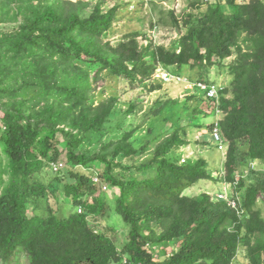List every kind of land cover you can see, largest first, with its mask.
Returning a JSON list of instances; mask_svg holds the SVG:
<instances>
[{
	"label": "trees",
	"instance_id": "trees-1",
	"mask_svg": "<svg viewBox=\"0 0 264 264\" xmlns=\"http://www.w3.org/2000/svg\"><path fill=\"white\" fill-rule=\"evenodd\" d=\"M226 2L230 13L217 5L183 24L171 14L173 26L187 33L167 49L141 47L137 33L116 44L106 41L117 8L97 4L87 14L88 0H0V24L10 22L11 12L20 23L10 32L0 29V264H10L18 251L30 264H234L242 255L241 264H264L263 181L247 185L240 177L243 219L207 193L185 194L213 178L206 160L180 159L189 130H200L165 117L178 111L180 101L160 98L149 111L121 101L126 115L164 117L169 134L155 126L147 135H158L146 142L122 130L127 119L112 123L118 97L92 103L105 72L125 89L153 93L163 88L155 79L160 66L197 70L206 84H217L210 76L216 68L226 78L217 107L228 146L225 180L233 183L245 165L264 162V0ZM142 156L146 160L136 165ZM62 159L59 172L50 169ZM152 170L149 178L139 176ZM49 171L51 180L44 177ZM94 177L119 196L107 199ZM61 194L75 211L60 216L61 207L50 205L61 203ZM115 214L129 232L122 246L97 229Z\"/></svg>",
	"mask_w": 264,
	"mask_h": 264
},
{
	"label": "rangeland",
	"instance_id": "rangeland-1",
	"mask_svg": "<svg viewBox=\"0 0 264 264\" xmlns=\"http://www.w3.org/2000/svg\"><path fill=\"white\" fill-rule=\"evenodd\" d=\"M90 1L91 7L90 10L87 11L89 14L94 6L97 4H101L104 10H109L113 8H117L116 13V21L109 32L108 38L106 41H110L113 44H116L123 40V38L129 34L137 33L138 41L141 47L147 46H164L167 49H172L177 46L180 42L182 36L187 33V29L182 27L181 30H178L173 26L174 19L171 14L174 13V16L180 20L183 24L184 19L187 16L192 15L194 17L202 16L206 13L209 7H215L217 5L225 6L226 12H231V6H226V0H88ZM250 0H237V3H245ZM12 15L9 16L10 22H3L0 24V29L6 32L13 31L17 28L20 23L15 22L13 20L14 13L11 12ZM233 58L228 60V63ZM160 69L163 71L169 72L173 75H180L181 73H185V77L189 76V79L193 80L194 83H198L199 75L198 71L190 73L188 69H179L177 67L163 68L160 66ZM216 68H212L210 71L211 80L214 83L222 85L226 84L225 77L216 74ZM104 80H100L98 83L94 85V93L92 94V103L94 105H99L101 102H105L113 97H118V109L115 114L114 122L118 123L121 121V124L127 119L126 124L122 130L128 132H135V136L142 137V139L146 142L149 139L155 138L158 134L147 135L150 129H154L155 126L160 128V132L165 136V127L167 122L164 121V117H160L158 120H152L153 117L151 114V118L146 116L144 120L142 119L144 112L137 111L134 114L126 115L124 112L129 108L128 106H124L121 101H129L132 100L134 103H137L138 106H144V108L148 107V111L150 107H154L157 101L160 98H173L180 101L181 105L178 107V111H173L166 115L165 117L169 118L168 120H172L173 125L178 120L181 123V127H186L190 124H197L200 127L199 131L196 129H190V143L181 149L180 159L183 160L184 163L186 161L192 160H200L204 159L208 163L209 174L213 179L211 180H202L199 183L195 184L192 188H189L185 194L189 196H198L203 193H207L210 195L213 201H216L214 196L218 195L220 192L224 190V188L228 189V184L224 185L222 181V171L224 170L225 164V154L226 149L223 151H219L214 141L212 140L211 126L214 124L219 117H221V113H219L213 104L209 101L206 102L205 94L202 91H199L197 88H188L184 86V84L179 83H163L162 90L155 91L153 93L144 91V87H137L136 89H130L129 87L125 89L126 84L119 82V79L112 76L110 73L105 72ZM191 76V77H190ZM121 90L123 92H121ZM158 106L155 108L158 109ZM117 108V107H116ZM201 110L202 116L200 114H196V110ZM152 112V111H151ZM153 115H157L156 113ZM179 116V117H178ZM194 116H198V119H194ZM201 116V117H200ZM218 117V118H217ZM193 120V122L191 121ZM172 126V124L170 125ZM109 131H112V128L109 127ZM120 132L113 133L111 135H107L104 138V141H111L116 138ZM169 134V133H168ZM166 134V135H168ZM95 146L91 144H87L86 149H94ZM146 158L136 157L134 162L138 165L140 162L142 163ZM66 160H60L58 163L61 164L62 169L65 166ZM244 169L239 171V176L241 174L244 175V181L247 185H256L257 182H264V162L263 161H254L249 166L245 165ZM49 170V169H48ZM154 173V170L149 171L145 174H139L141 178H149ZM53 171L46 172L44 177L51 180L54 176ZM229 194L232 193V190H227ZM61 203L58 205L54 200H51L50 205L61 207V212H59L60 216L70 214L74 210L70 204L63 201L65 199L64 194H61ZM107 199H112L119 196L117 189L109 188V191L105 193ZM49 205L48 202H44L42 204L43 208H46ZM114 208V204H111ZM263 209V217H264V204L260 205ZM33 208H29V212L32 213ZM99 232L106 234L109 237L116 236L118 239V246H122L128 238V230L127 225L124 223L123 219L117 214L110 216L109 218H105L100 220L99 222ZM243 260V255L237 259L234 264H241ZM10 264H30L28 257L21 251H18L17 255L13 258Z\"/></svg>",
	"mask_w": 264,
	"mask_h": 264
},
{
	"label": "built area",
	"instance_id": "built-area-1",
	"mask_svg": "<svg viewBox=\"0 0 264 264\" xmlns=\"http://www.w3.org/2000/svg\"><path fill=\"white\" fill-rule=\"evenodd\" d=\"M155 79H160L164 83L184 84V86H186L187 89L188 88L192 89V87L197 88L198 90L202 91L205 94L206 98L211 100L212 104L216 103V105L215 104H213V105H214L215 109L219 113H221V111L218 110L217 107H218L219 98L221 96V93L224 90V87L222 85L206 84L203 82L193 83L186 77L173 75L169 72L163 71V69L157 70V73L155 74ZM219 119H220V117L214 123V129L212 131V140L214 141V144L216 145L218 150L223 151L226 148L228 149V146H227V143L224 141V139L221 135L220 126H219ZM227 149H226V153H227ZM182 162H183V160H182ZM60 168H61L60 163H51L50 169H52L54 172H59ZM221 174H222L221 178H222V181L224 182V185L228 184V189L224 188V190L222 192H220L218 195L214 196L215 200L226 202L228 204V206L231 207L236 212V214L238 215V217L240 219L245 218L246 209L242 203L241 195L239 194L238 188H237V186L240 183V177L243 178V176L240 175V177H238L239 176V174H238L235 181H233V183H227V181L225 180V175H226L225 171H223ZM93 182L95 185L96 184L101 185V187L105 193L107 191H109V186L107 184L102 183L101 179L99 177H94ZM229 189L232 190L231 194H229V192H227V190H229ZM79 213L82 214L83 209H79Z\"/></svg>",
	"mask_w": 264,
	"mask_h": 264
},
{
	"label": "clouds",
	"instance_id": "clouds-1",
	"mask_svg": "<svg viewBox=\"0 0 264 264\" xmlns=\"http://www.w3.org/2000/svg\"><path fill=\"white\" fill-rule=\"evenodd\" d=\"M225 156H226V155H225ZM182 163H183V162H182ZM223 171H224V170H223ZM223 171H222V172H223ZM225 173H226V171H225ZM227 183H228V182H227ZM214 198H215V197H214Z\"/></svg>",
	"mask_w": 264,
	"mask_h": 264
},
{
	"label": "crops",
	"instance_id": "crops-1",
	"mask_svg": "<svg viewBox=\"0 0 264 264\" xmlns=\"http://www.w3.org/2000/svg\"><path fill=\"white\" fill-rule=\"evenodd\" d=\"M181 152V151H180ZM182 153V152H181Z\"/></svg>",
	"mask_w": 264,
	"mask_h": 264
}]
</instances>
